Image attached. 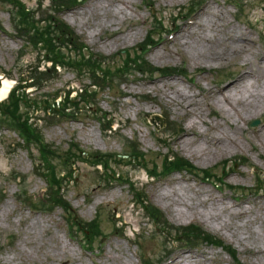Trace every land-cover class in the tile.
Masks as SVG:
<instances>
[{
    "label": "rangeland",
    "instance_id": "obj_1",
    "mask_svg": "<svg viewBox=\"0 0 264 264\" xmlns=\"http://www.w3.org/2000/svg\"><path fill=\"white\" fill-rule=\"evenodd\" d=\"M23 1L31 9L38 6L37 0ZM153 1L154 4L146 5L143 0H129L127 19L121 20L116 25L105 19L109 23L107 25L104 20H101L102 16L95 17L89 12L90 4H99L103 0H87L76 8L63 12L61 17L77 30L93 50L112 55L135 47L142 42L153 21L152 14L155 13L162 18L165 27L157 35L160 38L158 44L148 48L147 59L157 67H176L187 70V73L184 76L176 72L157 73L153 76H129L121 82L120 87V92L126 95L125 98H114L109 90L105 89L99 97L100 108L108 113H116L124 128L117 134H105L91 114L81 116L77 120L57 121L45 126L42 130L45 140L60 146L61 151L67 150L70 143L75 141L88 151L98 150L104 153H121L124 151L126 139L137 140L142 150L148 155V159H153V162L158 165H160L163 155L167 153L168 147L190 159L200 168L215 167L223 164L224 160L236 158L232 163L230 162V164L235 163V167L227 171L226 182L234 186L257 188L258 177L251 166L264 171V146L254 138L253 131L256 126L251 127L249 123L254 119L264 118V113L260 117L247 119L241 123L242 128L234 130L235 123L231 127L222 119V115H225L227 119L225 108L221 104L211 101L210 106H206L204 122L200 121L196 130L202 133V131L208 130L210 122L218 120L223 127H221V131L230 135L234 134L237 139L242 141V148L237 151L234 148L210 146L207 149L208 142L203 139L200 149H190L183 147L179 142L183 132L178 136L175 133L179 126L186 130L187 114L167 103L159 91L147 88L155 80L180 81L184 85L191 86L203 98L204 92L210 88L215 90L221 87L243 70L241 59L229 64H204L197 68L190 63L187 55L177 54L180 47L178 42L173 44L166 42L167 31L172 29L183 31L187 20L184 17L185 14L179 11H183L182 8H187L195 0ZM201 2L202 6L199 8V12L206 5L223 10L226 20L231 25H236L251 36L256 48L255 52L261 56L264 55V11L262 9L264 0H201ZM240 4L242 10H239ZM48 5L49 0L45 2V6ZM10 9V5L0 4V23L5 29L0 31V66L6 71H11L17 78L19 76L17 56L24 46V41L16 36L12 28ZM175 16L177 17L175 18ZM120 36L125 37L118 39ZM170 51L176 53L169 57L167 54ZM35 57L36 52L27 49L22 61L27 63L33 61ZM248 58L256 59L252 56H248ZM83 83L87 84L88 81L84 80ZM51 84L53 88H64L69 84L75 88L81 86L72 72H62V75L57 80H53ZM152 105L161 108L162 111H151ZM148 114H164L166 127V118H170L168 119L171 129L167 134L168 147H165L166 145L159 140L164 136V127L156 130L147 121ZM17 141V134L0 130V193L2 191L4 193V199L0 202V210L5 204L9 208L6 215L0 213V264H72L73 261L83 264H142L138 258L139 250L135 241L144 230L149 231V233L144 232L143 234H145L144 248L151 264H163L168 255L176 250L177 253L184 252L186 256L197 258L200 264H236L223 249L206 243H199L190 248L185 244H168L165 237L155 231L151 224H147L148 219L142 211H137V208L133 207L134 197L128 185L121 181L104 183L93 171V167L77 162L78 179L74 185L69 186L66 194L67 200L79 216L86 221L93 219L100 212L102 231L107 234L102 242L95 243L92 251L85 249L79 242L80 235H77L79 240L69 238L68 225L70 222L62 208L52 209L50 212L33 213L27 204L18 198V193H22L24 200L42 198L47 193V185L41 177L34 174V165L27 151L12 146ZM34 153L37 155L36 149H34ZM239 157L248 158L247 165L240 166ZM127 170H130L134 180H137L140 186L145 189L151 201L160 208L163 207L164 214L172 224L175 226L190 224L203 226L206 231L233 245L243 264H259L258 257L252 247L244 249L245 241H241L240 244L237 237H240L241 233H247L250 225L255 226L260 235H263L259 231L258 216H254V214L262 210L259 208V201L264 198L262 197L264 189L261 192L253 190L244 195H237L228 188H219L212 181L201 180L186 173H174L164 179L149 180L142 170L124 166L121 168L123 172ZM220 172L221 168L217 170L218 174ZM13 173L26 176L23 186L11 181ZM173 179H177L178 183L183 185L195 187L197 196L207 199L209 203L206 205L207 209L219 214L217 216L225 218L223 214L226 208L243 207L252 223L244 224L239 218H235L231 230L227 231L225 229L216 230V224L208 226L206 220L198 216L193 219L188 216L178 217L174 211V205L170 204L168 207V204L166 205L156 196L159 192L174 186L175 180ZM203 209L202 206L199 207V210ZM115 213L118 215L115 216ZM33 218H37L42 227L33 231L27 230ZM119 220H122L124 225L115 230L114 223ZM231 231H234L236 236H233ZM58 240L71 245L73 250L66 253L58 251L56 246ZM206 255L208 259L204 260ZM191 264L199 263L192 262Z\"/></svg>",
    "mask_w": 264,
    "mask_h": 264
},
{
    "label": "bare ground",
    "instance_id": "obj_2",
    "mask_svg": "<svg viewBox=\"0 0 264 264\" xmlns=\"http://www.w3.org/2000/svg\"><path fill=\"white\" fill-rule=\"evenodd\" d=\"M129 4V0H103L99 4H90L89 12L95 17L102 16L101 20H104V23L107 25L109 23L106 20L116 25L121 20L127 19ZM85 12L88 13L87 10ZM124 37L120 36L118 39H123ZM177 42H179L180 46L177 54L187 55L190 63L197 68L204 64H229L241 59V65L244 67L243 72L236 75L225 86L217 90L210 89L206 93V95L210 96L208 101L202 99L191 86L184 85L180 81L155 80L147 88L159 91L167 103L187 114L186 130L179 139L183 147L200 149L201 141L205 139L208 142L206 145L207 149L210 146H214L215 148H234L238 151L242 148V141L237 139L233 133V135H230L222 132V124L218 120H216V123H212L211 127L209 126L208 130L202 133L195 130L200 121L203 120L204 122L203 116L206 110L205 107L208 106L207 102L217 101L221 103L227 111L228 119H230L229 121L225 119L224 122L230 124L231 127L235 123L234 130L242 128L241 123L245 122L246 119L258 117L264 112V57L257 58L255 68L260 70L261 73L258 74L247 59L248 56L255 53L251 36L236 25H230L229 21L226 20L225 12L221 9H215L210 5H207L203 9L191 26L188 28L185 27L180 32ZM175 53L170 51L167 55L172 57ZM158 57L161 56L158 55ZM13 84L14 82L10 79H2L0 84V100L8 96ZM151 111L161 110L152 105ZM258 131H262L263 133L259 136L256 135V139H259L264 146V126L258 129ZM177 183L176 180L174 186L159 192L156 196L162 202L166 203V205L168 204V207L170 204L174 205V211L178 217L183 218L188 216L193 219L198 216L206 220L208 226L216 224V230L225 229L227 231L231 230L235 218H239L244 224L252 223L249 218L250 216L248 217L246 215L243 207L226 208L223 214L225 218L217 216L219 214L207 209L206 205L209 204L207 199L197 196L195 187ZM200 206L204 209L199 210ZM259 207L262 210L255 213L254 216H258L259 231L263 235H260L255 226L252 227L250 225L247 233H241L237 239L239 243L245 241L243 244L244 249H250L252 247L255 255L258 257V263L264 264V198L260 199ZM8 211V205L5 204L0 210V213L6 215ZM41 227L42 225L37 218H33L27 230L30 229L33 231ZM231 233L233 236H236L234 231H231ZM56 246L58 251L61 250L64 253L73 250L71 245L65 244L62 240H58ZM207 259L208 256H204V260ZM192 262H198L200 264L197 258L182 254L173 259L170 264H191ZM72 264L83 263L73 261Z\"/></svg>",
    "mask_w": 264,
    "mask_h": 264
},
{
    "label": "trees",
    "instance_id": "obj_3",
    "mask_svg": "<svg viewBox=\"0 0 264 264\" xmlns=\"http://www.w3.org/2000/svg\"><path fill=\"white\" fill-rule=\"evenodd\" d=\"M71 0H53L52 6L61 8L68 4ZM75 1V0H74ZM18 20V31L20 34L27 39L29 42H33L34 45H40L44 51V56L52 60L54 64L67 65L70 66L72 62L71 52H75V58L79 57V62L86 63L89 67H92L95 63L100 62L94 54H89L88 56L84 53V45L80 43V38L73 32L71 28L65 25L62 22H59L54 16H49L46 20V26H36L35 23V13L26 14L24 12L17 15ZM74 67V66H72ZM53 71H56L53 68ZM30 79L36 80L31 85H35L37 88L43 87L41 83L47 81V78L42 76L29 75L27 80L22 79L21 81L28 82ZM21 86L20 88H23ZM25 93V91H23ZM22 93V94H23ZM17 94V96H12V99L9 103L3 105L4 115L10 119L13 123L18 124L23 116H28V113L21 115L20 104L32 103V105H45L48 109L53 110L54 112L58 111L56 106L50 104V95H42L40 98L35 100L28 99L27 95ZM55 98V97H54ZM54 101V99H52ZM47 111V110H46ZM18 122V123H17ZM24 130L26 134H30V129L24 125ZM33 130V128H31ZM134 153H129L131 157ZM110 157L107 158L109 160ZM150 208V206H146ZM155 211V210H154Z\"/></svg>",
    "mask_w": 264,
    "mask_h": 264
}]
</instances>
